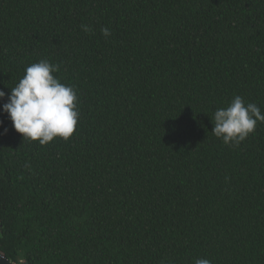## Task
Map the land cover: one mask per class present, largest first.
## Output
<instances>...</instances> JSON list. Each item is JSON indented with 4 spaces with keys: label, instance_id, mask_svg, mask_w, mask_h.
<instances>
[{
    "label": "trees",
    "instance_id": "obj_1",
    "mask_svg": "<svg viewBox=\"0 0 264 264\" xmlns=\"http://www.w3.org/2000/svg\"><path fill=\"white\" fill-rule=\"evenodd\" d=\"M42 59L79 113L46 145L2 110ZM0 90L11 261L264 264V122L225 145L211 121L236 95L264 114V0H0Z\"/></svg>",
    "mask_w": 264,
    "mask_h": 264
},
{
    "label": "clouds",
    "instance_id": "obj_2",
    "mask_svg": "<svg viewBox=\"0 0 264 264\" xmlns=\"http://www.w3.org/2000/svg\"><path fill=\"white\" fill-rule=\"evenodd\" d=\"M81 27L90 31L87 25ZM101 33L105 38L111 35L106 27ZM58 71L59 66L46 59L30 64L24 76L11 88L8 102L2 105L3 112L23 140L46 145L54 138L68 140L73 135L79 116L77 93L53 75ZM4 97L5 92L0 90V100ZM211 121L212 134L216 138L225 145H238L254 132L257 122H264V114L256 104H245L243 98L236 95L226 108L214 112ZM194 264H211V261L197 258Z\"/></svg>",
    "mask_w": 264,
    "mask_h": 264
},
{
    "label": "water",
    "instance_id": "obj_3",
    "mask_svg": "<svg viewBox=\"0 0 264 264\" xmlns=\"http://www.w3.org/2000/svg\"><path fill=\"white\" fill-rule=\"evenodd\" d=\"M0 264H17L11 261L4 253L0 252Z\"/></svg>",
    "mask_w": 264,
    "mask_h": 264
}]
</instances>
